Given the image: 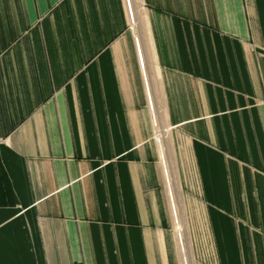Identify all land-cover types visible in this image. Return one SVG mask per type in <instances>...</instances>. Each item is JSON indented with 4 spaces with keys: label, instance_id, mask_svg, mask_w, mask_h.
<instances>
[{
    "label": "crops",
    "instance_id": "obj_1",
    "mask_svg": "<svg viewBox=\"0 0 264 264\" xmlns=\"http://www.w3.org/2000/svg\"><path fill=\"white\" fill-rule=\"evenodd\" d=\"M140 2L155 78L124 0H0V264H183L162 158L264 264V0Z\"/></svg>",
    "mask_w": 264,
    "mask_h": 264
},
{
    "label": "rangeland",
    "instance_id": "obj_2",
    "mask_svg": "<svg viewBox=\"0 0 264 264\" xmlns=\"http://www.w3.org/2000/svg\"><path fill=\"white\" fill-rule=\"evenodd\" d=\"M140 7L143 8V10H145V7L143 5H141ZM147 33H148V31H147ZM148 37H149V33H148ZM139 49H140V47H137V50L139 52L138 54H141ZM146 68L147 67L145 66V70H147ZM155 72H156V67L153 70V72H151L149 70V72H147L146 74L147 75L152 74V77L155 78V77H157V74ZM159 151H160V149H159ZM163 172H164V170H163ZM166 172H167V170H166ZM164 179H165L168 197H169V200L171 203L170 195L168 192V186H167L168 182L167 181H169V184H171L172 183L171 181H173L174 179L172 178V176H170L169 172H167L166 175L164 172ZM175 197H176V195H172V201L174 204H175ZM182 198H183V206H181L182 214L179 210H177V213L179 214V216H181L182 229L179 232L182 231V233H180L182 236L181 239L183 240V245L186 243L184 245V247H186V248L184 250L181 249L179 237H177L178 235L176 233V239H177L179 254H180V257H181L183 264H191V263L201 264L197 260V257L199 256V254L197 255V253L202 251V250H204V251L206 250V252L208 254L211 253L209 245H208L207 230H206V226H205V222H204L203 209L198 202V199H197L198 197L193 192L184 191L182 193ZM171 209H172V205H171ZM182 215L184 216L185 224L182 222ZM173 220H174V217H173ZM185 225H186V229H185ZM174 226H175V220H174ZM190 241L192 243V250L194 249V254L190 250V248H191V246L189 245ZM192 257H193V259H192Z\"/></svg>",
    "mask_w": 264,
    "mask_h": 264
},
{
    "label": "bare ground",
    "instance_id": "obj_3",
    "mask_svg": "<svg viewBox=\"0 0 264 264\" xmlns=\"http://www.w3.org/2000/svg\"><path fill=\"white\" fill-rule=\"evenodd\" d=\"M125 6H126V10H127L128 16H129V20L132 22L133 28H135V33L137 35V39H138L139 43L140 42L142 43L140 45V49H139L140 53H141L140 54V60H141L140 63H141V66L143 68L142 72H144V74L149 72V70L151 72H153V70L155 69L154 62H153L154 58H153V53H152V49H151L150 40L148 38V33H147V30H146L145 13H144L143 8L140 7L141 6V2H140V0H125ZM145 66L147 67L146 68L147 70H145ZM160 155H161V150H160ZM162 163H163V170H164L165 175H166L167 172H166L165 162H164L163 158H162ZM167 182H168L167 183L168 192H169V195H170L171 205H172V214H173V217H174V220H175V232L178 235L177 237H179V242H180V245H181V249L184 250L186 248V247H184V245L186 243L183 245V240L181 239L182 236L180 234V233H182V231L179 232L182 229L181 216H179V214L177 213V209H176L177 207L172 201V195H176V192H177V189H176V186H175V180L171 181L172 182L171 184H169V181H167Z\"/></svg>",
    "mask_w": 264,
    "mask_h": 264
}]
</instances>
